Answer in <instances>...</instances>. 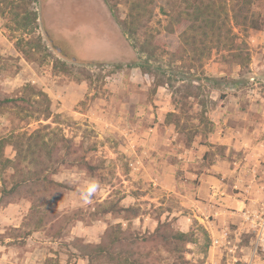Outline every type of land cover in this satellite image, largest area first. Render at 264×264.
I'll use <instances>...</instances> for the list:
<instances>
[{"label":"rangeland","instance_id":"obj_1","mask_svg":"<svg viewBox=\"0 0 264 264\" xmlns=\"http://www.w3.org/2000/svg\"><path fill=\"white\" fill-rule=\"evenodd\" d=\"M128 1L38 0L30 5L39 16L37 34L51 54L43 64L27 61L16 49L21 31H14L12 11L0 14V97L18 95L29 84L47 93L54 118L42 124L51 122L71 140L72 161L79 158L93 168L80 163L59 169L53 179L66 189L53 193L46 227L25 240L17 239L15 229L28 223L31 202L0 207V264H89L74 245L98 244L118 223L141 236L160 223L193 234L185 251L193 264H264V22L259 31L235 30L237 42L246 44L248 66L214 49L202 68L196 64L190 75H179L176 94L168 86L155 89L152 75L135 68L146 56L133 48L116 19L126 18ZM154 1L153 15L143 20L145 30L174 53L186 27L170 28V17L160 8L168 12L167 1ZM217 1L226 12L233 4ZM253 10L264 20V0H256ZM55 59L70 72L55 73ZM191 80L201 86L200 95L193 96L198 93L193 88L184 98L182 84ZM204 114L214 125L210 133L201 122ZM25 126L13 113L0 114V139ZM40 127L33 122L26 130ZM146 152L155 159L153 166L134 172L131 161ZM6 155L15 158L16 153L7 147ZM93 178L100 190L85 204L76 189ZM114 204L135 208L139 216L123 213L132 217L128 221L103 213L102 205ZM147 246L153 264H177V256L156 242Z\"/></svg>","mask_w":264,"mask_h":264},{"label":"trees","instance_id":"obj_2","mask_svg":"<svg viewBox=\"0 0 264 264\" xmlns=\"http://www.w3.org/2000/svg\"><path fill=\"white\" fill-rule=\"evenodd\" d=\"M166 1L168 12L165 11V7L160 8L164 15L170 17L168 26L186 27L181 34L180 48L174 53L163 49L156 36L145 30L143 20L147 15H153L150 6L155 3L154 0H129L130 10L126 18L123 20L116 18L124 35L134 42L133 48L146 56L144 64H138L135 68L152 75L155 89L168 86L178 94L176 85L181 79L179 75L189 74L191 67L194 65L196 67V64L197 68H202L203 59L210 56L214 49L227 51L240 65L248 66L250 57L243 47L246 44L244 41L237 42L239 36L235 30L240 29L244 32L261 30L264 20L260 13L253 10L256 0H233L228 12L221 6V1L217 0ZM37 3L38 0H0V14L12 11L16 25L14 31H21V38L15 43L16 49L27 61L43 64L51 54L42 35L37 34L39 16L37 10L30 7ZM55 62V73L70 72L63 61L55 59ZM153 63L158 66L153 68ZM197 72L200 75L201 71L197 69ZM182 78L184 81L187 80L186 76ZM190 82L182 84L186 91L184 98L200 95L201 86L194 87V81ZM193 88L197 89L198 93L189 95ZM10 113L17 115L26 126L0 139V207L17 203L22 199L31 202L27 215L28 223H24L22 228L15 229L19 231L17 239L25 240L46 227L53 213V193L58 189H66V186L56 182L53 176L63 165L75 166L85 162L79 158L73 161L70 159L75 153L71 152V140L52 128L51 122L54 118L52 101L44 91L29 84L18 95L0 97V114ZM50 120V123L42 124ZM33 122L39 123L41 127L32 132L26 130ZM201 122L205 125L207 133L213 131V122L205 114L202 115ZM7 147L14 149L15 158L7 157ZM86 166L88 170H93L91 166L87 164ZM101 208L105 214L109 213L128 221L132 217H124L123 213L132 212L134 218L139 216L135 208H120L115 204L102 205ZM75 220L84 222L82 218ZM31 225H33L31 230L21 232L23 227ZM204 236L206 238L204 252H207L210 240L207 233ZM192 237L193 234L174 231L169 223H160L153 233L142 236L129 228L124 229L122 223H118L110 225L100 243L84 244L82 248L79 245L74 247L84 251L82 259L88 260L89 264H153L150 259L152 254L147 250V245L156 242L157 246L177 256V264H193L185 257L187 245L193 243Z\"/></svg>","mask_w":264,"mask_h":264},{"label":"clouds","instance_id":"obj_3","mask_svg":"<svg viewBox=\"0 0 264 264\" xmlns=\"http://www.w3.org/2000/svg\"><path fill=\"white\" fill-rule=\"evenodd\" d=\"M100 190V183L96 179L86 180L81 186L77 187L76 192L80 201L88 204L91 203L93 196Z\"/></svg>","mask_w":264,"mask_h":264},{"label":"crops","instance_id":"obj_4","mask_svg":"<svg viewBox=\"0 0 264 264\" xmlns=\"http://www.w3.org/2000/svg\"><path fill=\"white\" fill-rule=\"evenodd\" d=\"M149 155V153H145L143 156H140V157H138V158H136V160H138V161H136V160H132L131 161V167H132V170L135 172V171H140V172H142L141 170H146L149 166H153V162L155 161V159H153L152 158V156L150 157V156H148ZM134 157V156H133ZM146 158H148V159H146ZM154 166H156V168L158 169H156V168H153L152 167V170L155 172V171H157L158 173H156V175H155V177H157V175L160 173V170L159 169H161V168H159V167H157L158 166V163H157V161H156V163H155V165ZM151 168V167H150ZM159 177V176H158ZM153 180V179H152ZM153 182H155L154 180H153ZM156 183V182H155Z\"/></svg>","mask_w":264,"mask_h":264},{"label":"built area","instance_id":"obj_5","mask_svg":"<svg viewBox=\"0 0 264 264\" xmlns=\"http://www.w3.org/2000/svg\"><path fill=\"white\" fill-rule=\"evenodd\" d=\"M218 243V241L214 242V244L216 245Z\"/></svg>","mask_w":264,"mask_h":264}]
</instances>
